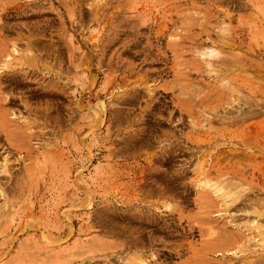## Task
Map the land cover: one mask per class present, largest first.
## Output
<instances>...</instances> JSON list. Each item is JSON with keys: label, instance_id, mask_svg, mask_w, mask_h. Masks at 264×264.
<instances>
[{"label": "rangeland", "instance_id": "374dc122", "mask_svg": "<svg viewBox=\"0 0 264 264\" xmlns=\"http://www.w3.org/2000/svg\"><path fill=\"white\" fill-rule=\"evenodd\" d=\"M0 113V264H264V0H0Z\"/></svg>", "mask_w": 264, "mask_h": 264}, {"label": "bare ground", "instance_id": "6f19581e", "mask_svg": "<svg viewBox=\"0 0 264 264\" xmlns=\"http://www.w3.org/2000/svg\"><path fill=\"white\" fill-rule=\"evenodd\" d=\"M37 58V57H36ZM10 61V60H9ZM4 119V120H6V121H8V119L6 118V115L3 113V114H1L0 113V120L1 119ZM1 129V128H0ZM3 131L5 132V134H9L10 132H6V130H4L3 129ZM8 137V136H7ZM227 248V247H226ZM221 250L220 249H216V250H213L212 252L213 253H216V256H223V253L222 252H220ZM228 253V252H227ZM226 255V254H225ZM233 255H235V254H233ZM220 259V258H219Z\"/></svg>", "mask_w": 264, "mask_h": 264}]
</instances>
